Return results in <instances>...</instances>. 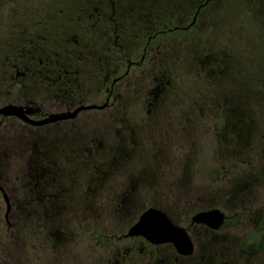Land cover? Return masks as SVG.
<instances>
[{
    "label": "rangeland",
    "instance_id": "374dc122",
    "mask_svg": "<svg viewBox=\"0 0 264 264\" xmlns=\"http://www.w3.org/2000/svg\"><path fill=\"white\" fill-rule=\"evenodd\" d=\"M141 1V5L136 2L128 4L123 12L126 15L142 14L149 25L163 22V18L177 24L175 20L186 15L196 2ZM94 5L96 0H0V52H6L8 43L18 37L30 40L36 33L46 36L48 46L41 44V53L59 51L62 41L70 39L77 32L74 28L81 25L77 18L92 12ZM126 27L121 29L125 31L128 46H131L138 40L136 28ZM23 38L17 41L19 58L28 49ZM142 39L140 47L145 37ZM157 51L166 58L167 66L165 62H158V65L150 60ZM35 56L43 58L40 53ZM134 59L139 60V57ZM19 63V70L24 71V62ZM162 68L170 70L165 74L175 93L162 112L160 120L165 122L157 134L147 130L145 134L143 131L135 135L137 139L140 137L136 139L139 141L136 150L167 151L166 160L157 178L160 188L156 184L151 195L146 193L141 201L146 205L153 198L155 201L161 199L176 221L187 224L197 210L196 196L204 199L211 196L212 202L218 203L225 211L227 226L216 232L219 235L214 239L215 233L194 235L196 252H200L206 243L214 242L216 249L227 244L224 255L219 256L222 263L264 264V0H215L206 11L204 9L190 30L160 35L143 63L132 65L128 76L115 86L117 93L124 94L132 102V111H121L119 115L120 119H128L124 121L126 125L130 124L127 126H140V119L148 118L142 104H146V93L148 97L151 95L150 90L156 86L155 78L161 75ZM10 73L16 74V70ZM217 76L220 80L213 83ZM16 91L12 98L22 94L16 95ZM234 104L241 107L232 111L241 109L240 115L244 113L235 132L231 130L232 123L225 122L224 108ZM232 117L235 116H230L229 122H233ZM120 119L115 127L122 126ZM107 123L111 122L105 120L104 125ZM105 127L111 128V125ZM33 130L36 129L27 127L18 118L0 121V152L4 145L11 143L17 149L18 140L22 136L25 139ZM8 150L10 153L5 156L11 158L5 173L13 182L11 180L24 161L11 153V147ZM90 161L92 165L89 167L94 168L97 159L91 156ZM88 171L94 173L92 169ZM85 173L77 161L75 171L68 174L70 179L58 183L68 191L64 196L66 203L69 192L72 193L81 183L83 189L93 188L91 182H86ZM74 179L81 181L79 186L74 184ZM112 183L111 180L108 186ZM176 183L180 188H174ZM240 188H244L243 194L238 192ZM105 193L102 191L101 197H92L91 206L85 210L81 202L72 201V205L64 202L63 221L52 226L66 239L62 240L58 250L34 246L31 249L32 257L36 259L34 264H105L104 259L109 254L104 248L109 250L110 246L102 243L99 233H109L112 225V219L108 217L111 207L107 206ZM9 197L12 210H16L12 194ZM2 201L1 212H5L6 205ZM247 251H250L248 255ZM258 251L260 254L256 255Z\"/></svg>",
    "mask_w": 264,
    "mask_h": 264
},
{
    "label": "flooded vegetation",
    "instance_id": "af4514ba",
    "mask_svg": "<svg viewBox=\"0 0 264 264\" xmlns=\"http://www.w3.org/2000/svg\"><path fill=\"white\" fill-rule=\"evenodd\" d=\"M213 1L196 0L186 15H181L175 20L177 24L163 18V22H150L149 25L147 23L149 21L143 19L142 14L126 15L123 12L126 5L134 2L141 5V0H97L92 12L84 14V19L82 16L79 17V20H82L81 25L74 28L77 32L70 39L62 41V45H59L61 50L47 54L43 58L24 59L26 71H17L16 77L11 76L13 84L18 86L16 95L22 92L11 103L22 106L24 111L28 110L29 113L25 114L27 118L43 121L56 117L49 122L32 125L17 116L0 115L1 122L8 117L18 118L27 127L36 129L30 131L31 135H27L25 139L22 136L18 140L19 147L16 149L14 146L13 151L24 161L17 174L25 180L28 193L34 196L29 202L42 214L44 211L50 212L51 216L56 213L55 216H58L62 222V213L65 212H62L63 207L72 205V201H76L81 202L85 210L91 206L92 197H101V192L106 191L105 197H108L106 203L111 207V214L108 217H111L112 225L109 233H99L102 243L110 246V251L104 248L109 254L108 258L104 259L105 264H136L137 262L138 264H227L219 259V256L224 255L223 251L227 250V244L222 249H216L213 247L214 242L206 243L201 246L200 252H196L194 235L207 236L215 233L212 237L214 239L219 235L216 232L227 226L225 211L221 210L218 203L212 202L211 196L207 199L196 196L198 206L193 215L202 211L219 210L223 213V222L218 228L192 221L193 215L187 224H182L174 219L161 199L155 201L153 198L146 205L140 199L146 193L151 195V189L158 185L157 178L161 173L160 167L166 160L167 151L160 149L144 151L140 148L136 150L139 142L137 140L140 137L137 139L135 134H141L143 131L145 134L147 130L157 134L162 128L165 122L160 120L162 112H165L170 96L175 94L171 89L170 79L165 74L170 70L162 68L161 75L155 78L156 86L150 90L151 95L148 97L146 93L147 102L142 105L143 110L147 111L148 118L140 119L142 122L140 126L132 124L129 127L127 125L130 124L124 123L128 121L127 118H119L120 113L126 110L132 111V102L128 101L124 94L115 91L116 84L128 76L131 66L143 63L160 35L169 32L184 33L190 30L197 23L204 9L206 11ZM129 10L132 11V8L129 7ZM123 26H127V29L130 26L136 28L138 40L131 46H128L125 31L121 29ZM143 37H145L144 43L140 47ZM120 39L123 41L122 44ZM155 54H152L150 60L157 62L158 65L165 62L167 66L166 58L160 56L158 51ZM137 57L139 60L134 59ZM219 80L220 77L217 76L213 83ZM86 106L92 107L84 108ZM237 106L224 108L233 110L239 107ZM119 119L122 126L115 127ZM105 120L111 123L104 125ZM228 123H232L231 130L235 132L240 121ZM108 124L111 128L105 127ZM47 126L49 129L46 128ZM56 142L58 143L55 145ZM91 156L97 159L94 168L89 167L92 165ZM77 161L86 170V182H91L93 188L88 187L89 192L82 188L83 183H81L80 187L76 189L74 187L72 193L69 192V197L67 196L69 201L66 203L64 196L68 191L58 183L70 179L68 174L75 171ZM88 169H92L94 173ZM6 177L4 172L0 178V193L3 194L9 209L12 205L9 197L12 189L7 187L9 182L3 181L8 180ZM111 180L114 183L108 186ZM80 182L74 179L75 185L79 186ZM174 188L178 189L180 186L176 183ZM243 189L240 188L238 192L243 194ZM17 192L19 193L18 190ZM24 193L26 198L28 193L26 190ZM23 200L18 198L17 201L21 204L28 202ZM149 208L160 210L172 224L185 230L193 245L190 254L178 252L171 242L154 243L141 234H128L129 229ZM44 216L47 217L45 214ZM101 217L107 218V216ZM56 231L55 226L50 225L47 228L53 250H58L63 244L62 238H57ZM223 235L226 239V235ZM249 253L247 251V254Z\"/></svg>",
    "mask_w": 264,
    "mask_h": 264
},
{
    "label": "trees",
    "instance_id": "16d2710c",
    "mask_svg": "<svg viewBox=\"0 0 264 264\" xmlns=\"http://www.w3.org/2000/svg\"><path fill=\"white\" fill-rule=\"evenodd\" d=\"M84 18L85 17H83V19ZM77 20L79 23H82V20L80 21L79 18H77ZM20 38L23 37L20 36L12 42L8 41L10 43L7 42V51L0 52V103L2 102L5 104L16 100V98L12 97L14 95V91L17 90L18 86L13 84V80L11 78V76L16 77V74H11L10 72L12 70H16V73L17 71L20 72L19 62H24V59L26 58H38L35 56V54L37 53H40L41 55H43V57L47 55V53L44 54L39 52L43 49L42 46H48L46 36L41 34L38 35V33H36L35 38L33 37L30 40H27L25 38L22 39L23 43H25L26 41L28 49H25L23 55L19 58V56L17 55V48L19 43L17 41H19ZM41 44L42 46H40ZM22 57L24 58L21 59ZM25 65L24 71H26ZM224 67H227V64H225ZM234 105H238L239 107H241L239 104ZM237 111L239 112V114ZM237 111L234 112L232 110H226L225 122H229L230 116H235L232 117L234 118L233 122L241 120L240 116L242 117L244 113L240 115L243 111L241 112V109H238ZM5 119H9V117ZM11 144L4 145L0 152V178L2 177V174L6 172L5 169L8 168V159L10 160L11 158H6L5 156L10 153V151L8 150L9 147H11V153H13L12 151L14 149V144ZM1 153L3 154V157L1 156ZM6 178L8 179V177ZM3 181L11 183L8 184V188L12 189L11 194L13 196V203L15 204L14 206L16 207V210H12V205L8 209V204L5 202L3 194L0 193V201L2 199V204L4 203L6 205V211L1 212L2 205L0 203V264H34L36 259H33L32 256L34 255L32 254L31 249L36 246L38 248H46V250H49V247H52V241L51 237L48 236L47 228L50 225H53L55 222H62L59 220L58 216H55L56 213L54 214V216H51L50 212L44 211V214L47 216L45 217L44 214L40 213L37 208L29 202V199H33L34 196H31V193H28L27 187H25V180H22L20 177H18V174H16L11 180L13 182H10L9 180ZM17 190L19 191V193L17 192ZM24 190H26V193H28L26 198L24 197ZM18 198L24 199L23 201L26 200L28 202H24L23 204H21L19 203V201H17ZM11 211H13V213ZM50 221L52 222V224H50ZM56 235L58 239H64L63 236L59 233H56ZM27 252H31V254ZM257 254H260V252L258 251L256 255Z\"/></svg>",
    "mask_w": 264,
    "mask_h": 264
},
{
    "label": "water",
    "instance_id": "95a60500",
    "mask_svg": "<svg viewBox=\"0 0 264 264\" xmlns=\"http://www.w3.org/2000/svg\"><path fill=\"white\" fill-rule=\"evenodd\" d=\"M86 106L84 108H90ZM28 110L24 111L22 106L8 103L0 106V115L17 116L24 121L36 125L49 122L56 119V117L48 118L43 121H33L25 116ZM192 221L197 223H205L213 228H218L223 222V214L215 209L198 212L192 216ZM129 235L141 234L149 239L151 242H171L174 244L178 252L182 254H190L193 249L192 242L181 227L171 223L168 217L158 209L149 208L139 218V220L129 229Z\"/></svg>",
    "mask_w": 264,
    "mask_h": 264
}]
</instances>
